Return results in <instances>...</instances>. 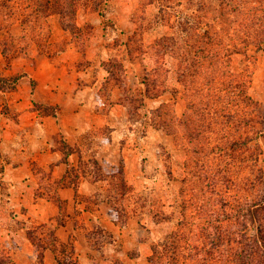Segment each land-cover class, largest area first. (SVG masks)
Here are the masks:
<instances>
[{
  "label": "rangeland",
  "instance_id": "obj_1",
  "mask_svg": "<svg viewBox=\"0 0 264 264\" xmlns=\"http://www.w3.org/2000/svg\"><path fill=\"white\" fill-rule=\"evenodd\" d=\"M201 1L204 14L215 9L212 17L220 21L223 36L236 33L238 42L254 25L259 27L264 13L251 0H227L230 6L226 0ZM39 3L0 0V264H63L59 259L148 264L153 244L173 232L181 217L189 144L162 122L182 117L188 103L176 60L165 57L170 71L160 77L166 88L149 95L144 75L155 63L144 54L156 39L176 34L179 21L195 10L188 0H82L79 38L63 29L59 14L50 8L45 24L51 44L37 43V38L27 44L21 40L23 20L30 32L38 30L43 21ZM226 7L232 12L224 23L219 16ZM69 47L79 56L72 63L83 75L80 85L94 82L95 110L107 122L95 121L92 130L80 135L74 147L77 163L58 176L54 165L42 160L43 147L36 138L46 133L42 117L59 118L61 109L38 99L37 86L48 73L35 54L53 62ZM244 51L233 53L229 67L252 76L249 93L264 109V48L250 44ZM162 107L169 114L158 115ZM259 142L264 149V133ZM23 156L27 170L20 166ZM262 158L264 166V154ZM123 178L129 186L125 198L119 193ZM63 188L71 190L62 194ZM121 202L127 210L123 217L117 214ZM30 229L47 245L44 256Z\"/></svg>",
  "mask_w": 264,
  "mask_h": 264
},
{
  "label": "trees",
  "instance_id": "obj_2",
  "mask_svg": "<svg viewBox=\"0 0 264 264\" xmlns=\"http://www.w3.org/2000/svg\"><path fill=\"white\" fill-rule=\"evenodd\" d=\"M39 1L43 21H37L38 30L30 32L23 20L22 42L37 38V43L51 44L50 27L45 24L50 8L59 14L63 29L79 38L82 30L77 17L82 0ZM251 2L254 9L264 12V0ZM188 3L195 11L179 21L176 34L156 39L144 54L149 63H155L144 75L149 95L166 88L160 77L170 71L165 57L176 60V75L188 103L182 117L162 122L189 144L181 217L173 232L153 244L148 264H264V149L259 142L264 133V109L249 93L252 76L229 67L233 53H245L250 44L258 50L264 48V13L258 18L259 27L255 23L238 42L236 33L225 37L218 29L220 21L212 17L214 8H208L209 18L201 0ZM226 4L232 3L226 0ZM231 12L226 7L219 20L229 21ZM128 49L134 54L131 43ZM27 50L22 48L21 53L27 54ZM156 113L169 114L163 107ZM121 180L119 193L125 198L129 186ZM120 206L117 214L123 217L127 210L122 202ZM28 233L44 256L47 245L32 229ZM59 260L77 264L74 259Z\"/></svg>",
  "mask_w": 264,
  "mask_h": 264
},
{
  "label": "crops",
  "instance_id": "obj_3",
  "mask_svg": "<svg viewBox=\"0 0 264 264\" xmlns=\"http://www.w3.org/2000/svg\"><path fill=\"white\" fill-rule=\"evenodd\" d=\"M35 56L36 62L42 63L44 71L48 73L37 86L38 99L52 101L61 109L59 118L52 115L42 117L46 133L41 131L43 137L36 139L43 147L42 160L54 165V173L61 176L78 161L79 156L74 147L80 144V135L92 130L95 121L96 125H104L107 118L95 110L94 82L80 85V79L84 78L77 71L76 63H72L79 59L74 48L69 47L53 62L43 53H36ZM56 134L61 135L60 139ZM27 159L26 156L21 159L22 170L29 168ZM68 190L71 188H63L61 193Z\"/></svg>",
  "mask_w": 264,
  "mask_h": 264
}]
</instances>
